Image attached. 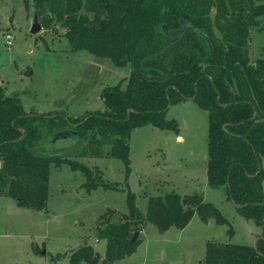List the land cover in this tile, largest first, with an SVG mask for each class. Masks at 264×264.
Masks as SVG:
<instances>
[{"label":"trees","instance_id":"trees-1","mask_svg":"<svg viewBox=\"0 0 264 264\" xmlns=\"http://www.w3.org/2000/svg\"><path fill=\"white\" fill-rule=\"evenodd\" d=\"M23 1L26 10L32 7L43 30H64L72 51L107 59L128 76L102 91L104 110L79 117L57 111L27 112L17 96H6L0 89V194L29 209H45L52 162L81 171L89 192L119 190L117 183L109 184L97 170L72 158H42L41 144L62 131L70 132L73 139H84L86 152L121 160L126 182L131 172V134L145 126L176 131L175 122H166L167 111L192 100L208 114L207 185L222 191L237 213L262 231L256 249L253 245L207 243L203 264H264V59L251 62L249 56L252 31L264 16V2ZM184 24L195 30L189 28L167 54L151 59L181 37L166 35L163 29L176 31ZM196 30L208 37L211 49ZM127 207L128 214L120 223L98 228V238L107 242L104 264L133 254L138 240L131 242L129 235L143 230L147 223L160 233L184 229L195 214L203 222L214 218L219 225L227 223L199 193L152 197L143 214L136 196L127 192ZM99 262L90 246L80 247L69 257L70 264Z\"/></svg>","mask_w":264,"mask_h":264},{"label":"rangeland","instance_id":"rangeland-1","mask_svg":"<svg viewBox=\"0 0 264 264\" xmlns=\"http://www.w3.org/2000/svg\"><path fill=\"white\" fill-rule=\"evenodd\" d=\"M35 19L32 7L26 10L23 0H0V89L6 96H17L27 112L57 111L79 117L104 110L102 91L114 87L128 73L115 69L107 59L72 51L60 28L33 33ZM6 34L12 35L10 45ZM251 37L249 56L254 62L264 58V16L258 19ZM165 119L175 122L177 130L145 126L131 134V172L126 182L121 160L92 155L85 151L84 143L72 158L97 170L109 184L117 183L119 190L89 192L81 171L52 162L45 209L35 211L0 194V264H70V255L82 246L92 247L99 264H104L107 242L98 238V228L120 223L128 214L127 192L136 196L143 214L152 197L199 193L227 223L219 225L214 218L203 222L195 214L184 229L170 228L165 233L147 223L138 232L135 252L107 264H203L209 242L253 245L261 236V227L239 215L222 191L207 185V112L188 100L172 105ZM177 135L183 141H176ZM73 142L71 136L45 140L42 155L63 153Z\"/></svg>","mask_w":264,"mask_h":264},{"label":"water","instance_id":"water-1","mask_svg":"<svg viewBox=\"0 0 264 264\" xmlns=\"http://www.w3.org/2000/svg\"><path fill=\"white\" fill-rule=\"evenodd\" d=\"M41 28L42 27L40 26V24L35 19V23H34V27H33L32 32L33 33H37ZM189 28H193V27L191 25H189V24H184L181 29L176 30V31H169L166 28H164L163 30H164V33L166 35H169V36H172V37H176L177 35H181V37L174 44H172V45L168 46L167 48H165L161 53H159L157 55H154V56H152L150 58L151 59H157V58L162 57L165 54H167L178 42H180L185 37V35L188 32V29ZM196 31L198 32V34L201 37H203L208 42L209 48L211 49V44H210V41H209L208 37L203 32H200L198 30H196ZM69 135H70V133H68V132H60L58 134H55L53 136L52 140H57L59 138L68 137ZM83 141H84V139L83 140H77L74 143V145H72L71 147H69L68 149H66V151H64L63 153L54 154V155H41V157L44 158V159H50V160H54V159H57V158H60V159L73 158L75 155H77V153H78V151L80 149V146L82 145ZM35 153L36 152L34 150H32V154H35ZM233 205H235V204L233 203ZM138 235H139L138 232L134 233L131 242H135L138 239ZM257 241H258V238L254 241V244H253V247L255 249H256ZM39 253L42 254V255H44L45 254V251H41Z\"/></svg>","mask_w":264,"mask_h":264},{"label":"built area","instance_id":"built-area-1","mask_svg":"<svg viewBox=\"0 0 264 264\" xmlns=\"http://www.w3.org/2000/svg\"><path fill=\"white\" fill-rule=\"evenodd\" d=\"M6 43H7V45H10V42H11V40H12V35L11 34H6Z\"/></svg>","mask_w":264,"mask_h":264},{"label":"crops","instance_id":"crops-1","mask_svg":"<svg viewBox=\"0 0 264 264\" xmlns=\"http://www.w3.org/2000/svg\"><path fill=\"white\" fill-rule=\"evenodd\" d=\"M262 59H264V58H262ZM176 141H180L181 142V141H183V138L181 136L177 135L176 136Z\"/></svg>","mask_w":264,"mask_h":264},{"label":"flooded vegetation","instance_id":"flooded-vegetation-1","mask_svg":"<svg viewBox=\"0 0 264 264\" xmlns=\"http://www.w3.org/2000/svg\"><path fill=\"white\" fill-rule=\"evenodd\" d=\"M68 133H70V132H68ZM71 135H74V134L70 133L69 137H70ZM77 140H80V139H74V142H73L72 144H74ZM83 143H84V141H83ZM71 146H72V145H71ZM71 146H70V147H71ZM68 148H69V147H68Z\"/></svg>","mask_w":264,"mask_h":264}]
</instances>
